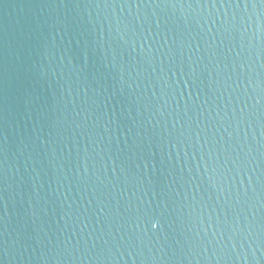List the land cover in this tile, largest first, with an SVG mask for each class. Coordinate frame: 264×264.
I'll list each match as a JSON object with an SVG mask.
<instances>
[{"label": "water", "instance_id": "obj_1", "mask_svg": "<svg viewBox=\"0 0 264 264\" xmlns=\"http://www.w3.org/2000/svg\"><path fill=\"white\" fill-rule=\"evenodd\" d=\"M0 264H264V0H0Z\"/></svg>", "mask_w": 264, "mask_h": 264}]
</instances>
